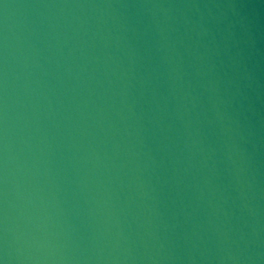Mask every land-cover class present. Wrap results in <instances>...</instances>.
<instances>
[{"label":"clouds","instance_id":"clouds-1","mask_svg":"<svg viewBox=\"0 0 264 264\" xmlns=\"http://www.w3.org/2000/svg\"><path fill=\"white\" fill-rule=\"evenodd\" d=\"M0 264H264V0H0Z\"/></svg>","mask_w":264,"mask_h":264}]
</instances>
